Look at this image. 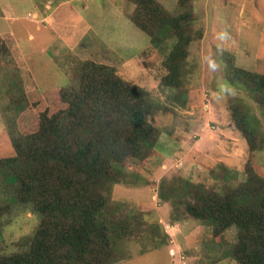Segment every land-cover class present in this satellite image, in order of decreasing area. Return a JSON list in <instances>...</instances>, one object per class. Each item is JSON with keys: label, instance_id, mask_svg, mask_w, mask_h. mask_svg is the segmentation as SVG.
Segmentation results:
<instances>
[{"label": "rangeland", "instance_id": "rangeland-1", "mask_svg": "<svg viewBox=\"0 0 264 264\" xmlns=\"http://www.w3.org/2000/svg\"><path fill=\"white\" fill-rule=\"evenodd\" d=\"M158 1L195 19L188 69L177 90L161 85L172 40L152 44L132 22L129 0H0V34L20 57L17 69L30 103L17 126L31 133L41 112L64 109L59 90L77 83L83 61L111 65L128 83L148 90L158 108L147 120L160 129L154 152L124 166L131 183L113 187V201L121 203L120 215L130 217L134 229L112 264H239L231 253L236 227L216 234L208 221L173 220L176 208L158 192L162 180L179 176L212 188L244 181L249 169L264 177V146L250 151L230 109L247 102L264 134L262 108L231 74L232 63L264 73V0ZM13 66L0 62V158L15 153L3 113L5 76ZM219 163L236 177L221 178ZM0 220L1 252L17 250L18 239L39 223L35 213L19 207Z\"/></svg>", "mask_w": 264, "mask_h": 264}, {"label": "trees", "instance_id": "trees-1", "mask_svg": "<svg viewBox=\"0 0 264 264\" xmlns=\"http://www.w3.org/2000/svg\"><path fill=\"white\" fill-rule=\"evenodd\" d=\"M129 1L134 4L132 22L152 44L172 40L161 85L180 89L194 17L171 13L158 0ZM10 45L0 34V62L14 64L5 76L8 100L3 113L15 152L0 158V219L19 207L35 213L39 223L18 239L17 250L0 251V264H112L122 257L118 247L134 229L132 219L120 215L122 205L114 203L113 187L131 183L123 169L128 161L144 160L154 152L160 129L147 115L158 106L148 90L128 83L111 65L85 60L77 83L59 90L66 107L41 112L37 130L22 133L17 120L30 103L17 69L20 57ZM231 74L264 113V73L232 63ZM246 103L235 102L230 109L250 151L256 152L264 146V134ZM217 168L223 171L221 178L236 177L222 163ZM158 197L176 208L173 220L208 221L216 234L236 227L231 249L235 260L264 264V177L255 170L249 169L244 181L218 188L180 176L164 179ZM169 239L165 232L164 243Z\"/></svg>", "mask_w": 264, "mask_h": 264}]
</instances>
